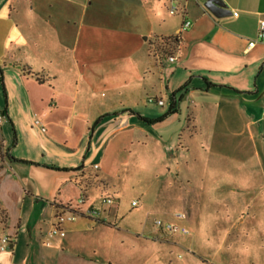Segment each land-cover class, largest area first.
I'll return each instance as SVG.
<instances>
[{
  "label": "crops",
  "instance_id": "1",
  "mask_svg": "<svg viewBox=\"0 0 264 264\" xmlns=\"http://www.w3.org/2000/svg\"><path fill=\"white\" fill-rule=\"evenodd\" d=\"M206 1L0 0V110L7 109L0 127L13 123L11 154L32 161L0 164V264H107L90 231L92 220L110 222V209L66 222L64 236L50 230L68 203L85 197L82 209L96 208L118 191L117 174L129 164L158 166L165 180L154 198L167 197L164 211L185 220L196 205L193 182H204L212 156L228 149L250 162L242 154L264 122V0H223L232 10L223 17ZM167 36L177 41L171 55L159 46ZM185 84L178 111L159 119ZM144 95L165 101L156 102L161 113L139 105ZM12 139L13 132L7 148ZM251 164L258 172L260 162ZM254 179L232 191L264 197V177L249 185Z\"/></svg>",
  "mask_w": 264,
  "mask_h": 264
},
{
  "label": "rangeland",
  "instance_id": "2",
  "mask_svg": "<svg viewBox=\"0 0 264 264\" xmlns=\"http://www.w3.org/2000/svg\"><path fill=\"white\" fill-rule=\"evenodd\" d=\"M0 95L2 106V88ZM143 97L140 106L153 107L154 113H161V106ZM9 137H12V129L10 122H6L0 127V164L5 158ZM253 150L256 158L251 156ZM224 153V157L220 154L210 158L204 167L208 172L203 173L202 184L198 180L193 182L192 200L196 205L191 209V219L185 220H178L164 211L171 205L167 197L163 201L157 199L156 208L148 212L146 204L157 201L154 197L163 183L159 180H165L163 176H156V171L160 170L158 166L129 164L125 171L120 169L116 174L122 183L118 191L110 194L113 203L103 206L102 196L96 204V208L110 209V224L91 221L95 229L90 234L100 241L97 255L107 264H264V197L255 199L248 192L232 191V188L245 185L243 182L250 177H255L249 184L252 186L263 180L264 122L259 135L250 143V150L241 153L250 155L246 166L238 159L239 154L233 157L228 149ZM253 160L261 164H258V172H253L256 169L251 164ZM197 185L202 188L198 189ZM133 199L139 201V206H132ZM157 219L186 225L190 232H169L156 225ZM77 220L86 219L78 215ZM171 240L178 245L168 244Z\"/></svg>",
  "mask_w": 264,
  "mask_h": 264
},
{
  "label": "built area",
  "instance_id": "3",
  "mask_svg": "<svg viewBox=\"0 0 264 264\" xmlns=\"http://www.w3.org/2000/svg\"><path fill=\"white\" fill-rule=\"evenodd\" d=\"M177 10V7L174 5L171 7V13H174ZM235 15L238 14L237 11L234 12ZM191 24L190 20H186L183 23V29H186L189 25ZM177 37L179 36V32L176 35ZM258 37L264 39V19L260 20L259 23V30H258ZM169 59L171 61H175L177 58L175 56H170ZM150 102H157L160 105H164L165 101L163 99H157L155 97H150L149 98ZM264 120V117H263ZM4 121V114L2 113V111L0 110V124ZM35 124L39 125L40 124V120L39 119H35ZM42 130H45V127H41ZM95 167H98V165L96 164ZM113 197L111 195H106L102 197V204L103 206L109 205L111 203H113ZM86 202V198L85 197H81L78 201L76 202H71L68 203L64 209L59 210L56 214V221L55 223L52 225L51 230H50V234L51 235H55V234H60L62 236H64L66 234L65 230L62 228V225L65 224L66 222H71L77 219L78 215L82 216H89L92 218H99V208H91L90 206L84 210L82 209L84 203ZM132 206H139V201L138 200H132ZM179 218H184L186 217V214L184 212H180L178 214H176ZM97 216V217H95ZM156 225L164 228L165 230L169 231V232H182V233H189L190 229L186 226V225H181L175 222H164L161 219H157L155 221ZM2 242L4 244H8L9 243V237L5 236L2 238Z\"/></svg>",
  "mask_w": 264,
  "mask_h": 264
},
{
  "label": "trees",
  "instance_id": "4",
  "mask_svg": "<svg viewBox=\"0 0 264 264\" xmlns=\"http://www.w3.org/2000/svg\"><path fill=\"white\" fill-rule=\"evenodd\" d=\"M160 50L162 51V53L164 55H171L174 51V49L176 48L177 46V41L174 37L172 36H167V37H162L161 38V42H160ZM24 72H26L25 68L22 69ZM28 71V70H27ZM26 73H29V72H26ZM0 76H1V80L3 82V69L2 67L0 66ZM38 76V75H37ZM37 79L42 82L43 79L40 78V77H37ZM187 86V84H185L184 86H182L181 88H179L177 91L173 92L171 95H170V105H169V108L167 110V112L162 116L160 117L159 119H163L164 117H166L167 115H170V114H173V113H176L178 111L177 109V104H176V93L177 92H181L183 89H185ZM4 95L5 97L7 96V93H6V89L4 88ZM2 113L4 115H6L7 113V109H4V110H1ZM100 121V119H98L96 122H95V125L98 124ZM150 121H153V120H150ZM12 123V122H11ZM12 132H13V139H12V143H11V146L9 148L6 149L5 151V157L9 158L10 160H17V161H25V162H32V161H28V160H24V159H19V158H16L14 157L12 154H11V148L16 144L17 142V133H16V129L12 123ZM53 168H57V169H78V168H61V167H55V166H52ZM137 207V206H135Z\"/></svg>",
  "mask_w": 264,
  "mask_h": 264
},
{
  "label": "water",
  "instance_id": "5",
  "mask_svg": "<svg viewBox=\"0 0 264 264\" xmlns=\"http://www.w3.org/2000/svg\"><path fill=\"white\" fill-rule=\"evenodd\" d=\"M205 6L217 17H223L232 14L223 0H207Z\"/></svg>",
  "mask_w": 264,
  "mask_h": 264
}]
</instances>
